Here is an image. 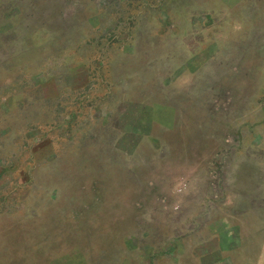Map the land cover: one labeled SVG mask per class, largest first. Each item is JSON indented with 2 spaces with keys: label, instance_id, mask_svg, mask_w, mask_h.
Returning <instances> with one entry per match:
<instances>
[{
  "label": "rangeland",
  "instance_id": "obj_1",
  "mask_svg": "<svg viewBox=\"0 0 264 264\" xmlns=\"http://www.w3.org/2000/svg\"><path fill=\"white\" fill-rule=\"evenodd\" d=\"M0 264H264V0H0Z\"/></svg>",
  "mask_w": 264,
  "mask_h": 264
}]
</instances>
